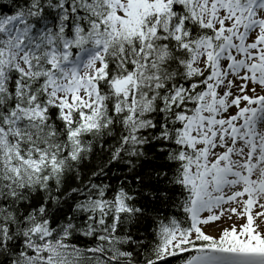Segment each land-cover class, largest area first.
<instances>
[{"label": "snow or ice", "instance_id": "1", "mask_svg": "<svg viewBox=\"0 0 264 264\" xmlns=\"http://www.w3.org/2000/svg\"><path fill=\"white\" fill-rule=\"evenodd\" d=\"M0 264H264V0H0Z\"/></svg>", "mask_w": 264, "mask_h": 264}]
</instances>
